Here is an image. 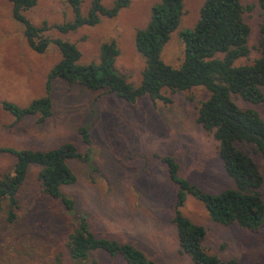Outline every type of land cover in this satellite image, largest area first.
<instances>
[{"label": "rangeland", "instance_id": "1", "mask_svg": "<svg viewBox=\"0 0 264 264\" xmlns=\"http://www.w3.org/2000/svg\"><path fill=\"white\" fill-rule=\"evenodd\" d=\"M84 14L88 0H81ZM114 0H102L111 7ZM159 0H132L113 18H100L92 26L61 34L48 29L43 37L60 39L75 45L81 65L96 63L101 43L113 42L118 50L114 70L136 87L143 60L135 51L133 35L145 27L150 8ZM203 0H182V15L176 29L160 52L166 65L178 67L183 56L179 32L192 29ZM243 21L249 28L247 59L258 57L259 27L264 12L257 0H240ZM24 18L33 26L50 27L71 20L64 0H36ZM59 60L57 48L50 44L37 54L29 49L22 35V25L11 18V6L0 0V104L25 107L45 95L46 75ZM264 94V86L261 88ZM51 115L42 123L36 117L17 122L0 106V148L44 151L71 143L84 160H70L67 165L75 177L72 185L61 188L73 202V213H66L58 200L40 193L37 168L30 166L16 196L14 218L7 221L9 207L0 204V264H73L66 251L70 224L84 216L97 238L133 245L156 264H192L179 251L171 224L175 187L168 181L166 168L157 157H170L178 174L204 192L216 194L232 187L217 157L216 143L195 123V113L206 97L201 87L162 96L168 103L147 97L128 104L105 91H86L77 85L53 79L47 93ZM240 108L248 107L240 100ZM264 121V102L251 106ZM84 128L88 144L78 134ZM256 164L262 177L259 189L264 204V159L247 144H236ZM14 158L0 155V179L11 172ZM180 213L195 225L202 226L204 250L220 261L233 264H264V227L255 232L235 225L209 221L203 206L186 196ZM84 264H125L117 257L109 260L94 252Z\"/></svg>", "mask_w": 264, "mask_h": 264}, {"label": "trees", "instance_id": "2", "mask_svg": "<svg viewBox=\"0 0 264 264\" xmlns=\"http://www.w3.org/2000/svg\"><path fill=\"white\" fill-rule=\"evenodd\" d=\"M11 6V18L22 25V35L29 49L42 53L50 44L59 53V60L46 75L45 95L31 100L25 107L2 102L1 108L15 122L25 117H36L42 123L51 115V102L47 96L50 81L58 79L68 85H77L86 91H105L114 94L128 104L147 97L150 101L168 103L162 96L201 87L206 99L195 113V123L216 143L217 157L232 187L216 194L202 191L197 185L179 176L178 166L170 157H157L164 164L168 181L175 187L171 224L175 229L177 246L192 264H233L232 260L220 261L208 254L201 245L205 235L202 226L184 217L179 209L186 196L198 201L210 222L218 225H235L255 232L264 227V204L259 194L262 177L249 155L236 146L247 144L254 153L264 159V121L251 107L264 102L261 88L264 86V21L259 27L258 57L249 64H236L247 59L249 28L243 21V13L251 6L243 7L240 0H203L198 9V19L192 29L179 32L183 56L178 67L166 65L160 52L170 34L179 24L182 0H159L150 8L147 24L133 35L135 51L143 60L140 80L136 87L127 83L113 68L118 50L113 42L99 45L96 63L81 65L79 52L68 41L48 40L43 33L55 29L61 34L74 32L80 27H92L100 18H113L132 0H114L106 8L102 0H88L86 12L81 11V0H64L71 12V20L50 27L31 25L23 12L35 6L36 0H6ZM264 12V0H257ZM240 100L248 107L240 108ZM84 144H88L86 129L78 128ZM14 158L11 172L0 179V204L7 202V221L14 218L16 196L26 179L28 168H37L40 193L58 200L66 213H73V202L64 196L61 188L74 184L75 177L67 163L84 160L71 143L44 151L0 148V155ZM66 236V251L73 264H84L90 254L103 253L109 260L121 258L125 264H156L133 245L118 243L107 238H97L89 229L84 216L75 218Z\"/></svg>", "mask_w": 264, "mask_h": 264}]
</instances>
